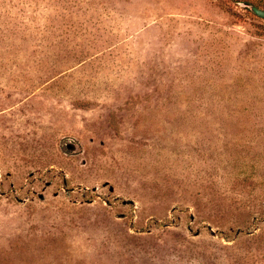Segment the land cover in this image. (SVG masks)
<instances>
[{"label": "rangeland", "instance_id": "1", "mask_svg": "<svg viewBox=\"0 0 264 264\" xmlns=\"http://www.w3.org/2000/svg\"><path fill=\"white\" fill-rule=\"evenodd\" d=\"M251 8L0 0V264H264Z\"/></svg>", "mask_w": 264, "mask_h": 264}, {"label": "trees", "instance_id": "2", "mask_svg": "<svg viewBox=\"0 0 264 264\" xmlns=\"http://www.w3.org/2000/svg\"><path fill=\"white\" fill-rule=\"evenodd\" d=\"M239 2H242L244 4H246L248 7H252L255 6L257 8H261V1L260 2H253L251 0H238Z\"/></svg>", "mask_w": 264, "mask_h": 264}, {"label": "water", "instance_id": "3", "mask_svg": "<svg viewBox=\"0 0 264 264\" xmlns=\"http://www.w3.org/2000/svg\"><path fill=\"white\" fill-rule=\"evenodd\" d=\"M251 10L256 16L264 19V10L263 9H260L257 7H252Z\"/></svg>", "mask_w": 264, "mask_h": 264}]
</instances>
